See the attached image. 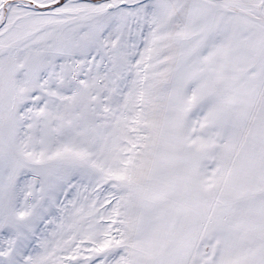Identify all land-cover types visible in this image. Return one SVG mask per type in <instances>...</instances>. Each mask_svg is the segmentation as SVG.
<instances>
[{
  "label": "snow or ice",
  "instance_id": "6c2138e0",
  "mask_svg": "<svg viewBox=\"0 0 264 264\" xmlns=\"http://www.w3.org/2000/svg\"><path fill=\"white\" fill-rule=\"evenodd\" d=\"M0 264H264V0H0Z\"/></svg>",
  "mask_w": 264,
  "mask_h": 264
}]
</instances>
